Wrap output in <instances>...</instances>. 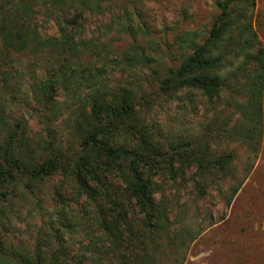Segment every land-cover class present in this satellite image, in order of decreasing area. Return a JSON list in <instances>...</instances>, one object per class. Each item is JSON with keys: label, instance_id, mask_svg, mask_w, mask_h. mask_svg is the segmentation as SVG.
<instances>
[{"label": "rangeland", "instance_id": "rangeland-1", "mask_svg": "<svg viewBox=\"0 0 264 264\" xmlns=\"http://www.w3.org/2000/svg\"><path fill=\"white\" fill-rule=\"evenodd\" d=\"M85 1L66 0L56 10L40 2L34 6L36 29L46 41L59 40L61 21L77 20L65 32L83 45H75L65 60L52 46L36 55L0 56V143L16 133L21 151L30 150L38 161L58 156L65 168L79 151L73 126L88 115L93 98L104 95L113 104V96L127 90L138 126L156 146L167 150L172 142L196 140L208 144L215 157L229 160L223 170L206 175L204 194L196 188L193 169L175 181L157 180L161 190L155 199L168 223L158 264H264V94L261 136L253 151L233 137L240 114L226 105L243 98L240 74L223 71L226 86L211 100L195 90L162 84L169 68L190 54L176 38L188 32L201 43L222 0L81 4ZM251 24L264 48V0H254ZM128 138L135 140L125 135L120 142ZM18 179L0 192V241L8 253L33 252L39 244L49 255L59 239L71 264H118L103 239L100 219L107 208L122 210L115 206L119 204L133 230L141 221L133 202L127 201L120 173L91 182L92 195L68 169L41 180ZM238 184L230 198V188ZM183 230V245L173 246Z\"/></svg>", "mask_w": 264, "mask_h": 264}, {"label": "trees", "instance_id": "trees-1", "mask_svg": "<svg viewBox=\"0 0 264 264\" xmlns=\"http://www.w3.org/2000/svg\"><path fill=\"white\" fill-rule=\"evenodd\" d=\"M37 2L56 10L62 8L66 0H0V56L10 52L36 55L52 46L65 60L75 45H83L81 41L73 43L65 32L70 26L77 25L76 19L61 21L64 26L58 30L59 40L42 39L32 17L36 14L34 6ZM217 10L218 14L201 43L188 32L176 38L178 46L189 49L190 54L178 67L169 68L162 84L166 89L195 90L211 100L219 97L226 86L228 78L222 76L223 71L229 68L232 75L240 74L244 81L239 87L243 90V98L233 99L226 105L233 106L240 114L235 125L236 128L239 123V129L232 131L233 137L254 151L261 136L264 94V48L251 24L254 0H222L217 3ZM81 16L79 14L77 19ZM113 100L112 104L104 95L95 96L88 115L75 122L73 131L79 139V151L65 168L58 156L38 161L30 150L21 151V144H15L16 133L6 135L0 143V192L18 182V178L41 180L60 169H68L83 191L92 195L96 191L91 182L98 183L102 177L117 171L122 176L127 201L133 202L141 221L133 230L123 205H115L122 208L118 211L107 208L99 221L103 239L118 264H158L168 223L165 209L160 208L155 199L161 190L157 180L175 181L184 178L188 169H193L196 188L204 194L202 182L206 175L223 170L228 156L215 157L209 152L208 144L196 140L172 142L167 150L156 146L138 126L130 93L122 90L113 96ZM125 135L133 136L135 140L128 138L121 143ZM239 187L238 184L230 188V198ZM3 215L1 208L0 217ZM183 231L178 233L173 246L183 245V235L187 234ZM59 241L56 250L49 255L39 244L33 252L13 249L8 253L0 241V264H71Z\"/></svg>", "mask_w": 264, "mask_h": 264}]
</instances>
